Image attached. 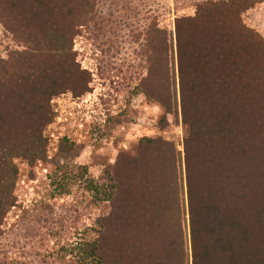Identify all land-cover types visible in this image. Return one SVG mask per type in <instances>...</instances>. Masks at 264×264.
<instances>
[{"label": "trees", "instance_id": "trees-1", "mask_svg": "<svg viewBox=\"0 0 264 264\" xmlns=\"http://www.w3.org/2000/svg\"><path fill=\"white\" fill-rule=\"evenodd\" d=\"M262 2L208 0L177 19L180 99L174 39L149 28L148 76L137 90L168 112L181 104L185 174L182 153L162 138L143 139L140 156L122 153L106 182L85 178L86 168H52L53 179L62 171L56 194L82 189L75 204L98 212L76 239L53 233L54 264H264V37L243 20ZM0 23L22 47L0 58L1 236L17 206L18 163L32 179L39 163L55 165L47 135L54 99L91 89L74 40L104 20L99 0H0ZM74 147L63 138L62 152Z\"/></svg>", "mask_w": 264, "mask_h": 264}, {"label": "rangeland", "instance_id": "rangeland-1", "mask_svg": "<svg viewBox=\"0 0 264 264\" xmlns=\"http://www.w3.org/2000/svg\"><path fill=\"white\" fill-rule=\"evenodd\" d=\"M204 1L208 0H99L104 23L81 27L74 40L78 61L91 73V89L81 97L69 92L53 101L58 116L48 127L47 135L55 165L39 163L35 167L36 178L32 179L29 165L18 163V201L3 226L0 259L54 264L53 233L65 229L63 237L69 241L76 239L77 230L93 226L98 212L74 202V195L77 199L83 196L82 189L61 198L56 194L55 180L61 179L62 171L53 179L52 168H86L85 178L106 182L122 153L140 156L143 139L162 138L174 143L182 153L185 174L181 104L168 112L158 99L137 89L148 76L146 33L156 25L174 39L171 82L176 84L180 99L176 21L194 16L198 4ZM243 20L264 37V2L245 12ZM20 48L0 23V58H8ZM63 138L75 143L72 151L68 148L70 154L61 150Z\"/></svg>", "mask_w": 264, "mask_h": 264}]
</instances>
